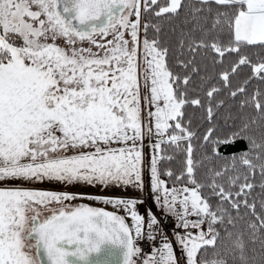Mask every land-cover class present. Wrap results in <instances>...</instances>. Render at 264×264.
Wrapping results in <instances>:
<instances>
[{"label": "snow or ice", "instance_id": "6c2138e0", "mask_svg": "<svg viewBox=\"0 0 264 264\" xmlns=\"http://www.w3.org/2000/svg\"><path fill=\"white\" fill-rule=\"evenodd\" d=\"M0 264H264V0H0Z\"/></svg>", "mask_w": 264, "mask_h": 264}, {"label": "rangeland", "instance_id": "374dc122", "mask_svg": "<svg viewBox=\"0 0 264 264\" xmlns=\"http://www.w3.org/2000/svg\"><path fill=\"white\" fill-rule=\"evenodd\" d=\"M145 144L147 145V141H145ZM144 152L147 156L149 149L147 147H145ZM146 178H147V176H146ZM25 187H31V188H37V189H50V188L60 189V188H62L61 185L55 184L54 182L53 183L44 182V183L28 184V185H25ZM67 190L73 191V192H83L86 194L92 193V194H100V195H108V196H125V197H133V196H137L139 194L135 190H133L132 188H127V189L121 188L118 190L109 189V190H103L102 191L98 188H93V187H79V188L74 187V188H69ZM78 201H82L86 204H90V206H93V207L105 208L106 210H109V211L113 210L111 206L104 205L101 202L89 201L88 199L77 200V201H74L73 203L76 204ZM139 210L141 213H143L145 211V209L143 207H141ZM157 215H159L158 211H157ZM129 223H130V221H129Z\"/></svg>", "mask_w": 264, "mask_h": 264}, {"label": "trees", "instance_id": "16d2710c", "mask_svg": "<svg viewBox=\"0 0 264 264\" xmlns=\"http://www.w3.org/2000/svg\"><path fill=\"white\" fill-rule=\"evenodd\" d=\"M173 42H174V38H173ZM242 78H243V74H242V76H241V79H242ZM237 83H239L238 80H233V85H234V86H235ZM250 90H251V86H250ZM245 147H246L245 143L241 142V143L236 144L235 148H230V149H227V150H225V149L222 148L221 151H222V152H225V154L227 155V154H230V153L235 152V151L243 150V149H245ZM164 166H166V167H171V168H173L174 170H177V169L179 168V165H178V163H177L176 161L171 162V164H167V163H165ZM256 191L258 192L259 189H257Z\"/></svg>", "mask_w": 264, "mask_h": 264}, {"label": "built area", "instance_id": "2783aa9c", "mask_svg": "<svg viewBox=\"0 0 264 264\" xmlns=\"http://www.w3.org/2000/svg\"><path fill=\"white\" fill-rule=\"evenodd\" d=\"M170 226H171V223H170V222L166 223V225H165V227H168V228H169ZM143 247H144V251H145V252L150 251V247H149V244H148V243H144Z\"/></svg>", "mask_w": 264, "mask_h": 264}, {"label": "flooded vegetation", "instance_id": "af4514ba", "mask_svg": "<svg viewBox=\"0 0 264 264\" xmlns=\"http://www.w3.org/2000/svg\"><path fill=\"white\" fill-rule=\"evenodd\" d=\"M80 203H84V202H82V201H78L76 204H80ZM84 204H86V203H84Z\"/></svg>", "mask_w": 264, "mask_h": 264}]
</instances>
